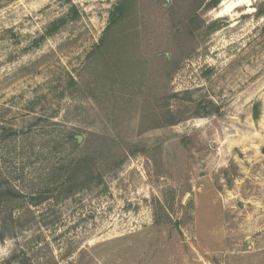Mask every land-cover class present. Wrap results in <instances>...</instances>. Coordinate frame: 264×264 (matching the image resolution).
Instances as JSON below:
<instances>
[{"label": "rangeland", "instance_id": "1", "mask_svg": "<svg viewBox=\"0 0 264 264\" xmlns=\"http://www.w3.org/2000/svg\"><path fill=\"white\" fill-rule=\"evenodd\" d=\"M199 2L0 0V264H264V0Z\"/></svg>", "mask_w": 264, "mask_h": 264}, {"label": "trees", "instance_id": "2", "mask_svg": "<svg viewBox=\"0 0 264 264\" xmlns=\"http://www.w3.org/2000/svg\"><path fill=\"white\" fill-rule=\"evenodd\" d=\"M222 0H200L199 4H198V7H196V9L192 12V14L188 15V19H186L184 21V23L182 22L181 24H184V25H181V26H184V27H190V26H193V28H195L196 30L200 29L201 27H197V26H202V23H199L198 24V20L199 18L196 16V12L198 9H200L201 7L203 8V6H205V9L207 10H210V9H213V8H216L218 7V5L221 3Z\"/></svg>", "mask_w": 264, "mask_h": 264}, {"label": "water", "instance_id": "3", "mask_svg": "<svg viewBox=\"0 0 264 264\" xmlns=\"http://www.w3.org/2000/svg\"><path fill=\"white\" fill-rule=\"evenodd\" d=\"M80 140V139H79Z\"/></svg>", "mask_w": 264, "mask_h": 264}]
</instances>
